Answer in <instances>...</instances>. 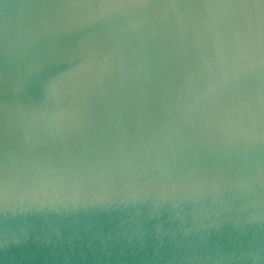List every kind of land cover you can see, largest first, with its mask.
I'll list each match as a JSON object with an SVG mask.
<instances>
[{"label": "clouds", "instance_id": "clouds-1", "mask_svg": "<svg viewBox=\"0 0 264 264\" xmlns=\"http://www.w3.org/2000/svg\"><path fill=\"white\" fill-rule=\"evenodd\" d=\"M119 221L78 246L41 225ZM264 264V0H0V264Z\"/></svg>", "mask_w": 264, "mask_h": 264}, {"label": "water", "instance_id": "water-1", "mask_svg": "<svg viewBox=\"0 0 264 264\" xmlns=\"http://www.w3.org/2000/svg\"><path fill=\"white\" fill-rule=\"evenodd\" d=\"M118 223V220L106 216H79L56 219L41 226L46 231H59L62 237L73 240L79 246L82 239L86 242L89 238L106 236ZM83 251L88 254V258L73 261L72 264H117L115 259H106L99 252L93 256L86 244L83 246ZM41 264H63V262L48 260L41 261Z\"/></svg>", "mask_w": 264, "mask_h": 264}]
</instances>
